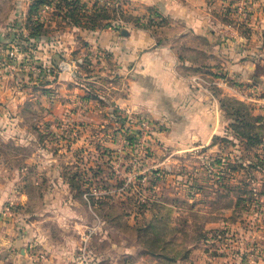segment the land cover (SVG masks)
<instances>
[{"label": "rangeland", "instance_id": "1", "mask_svg": "<svg viewBox=\"0 0 264 264\" xmlns=\"http://www.w3.org/2000/svg\"><path fill=\"white\" fill-rule=\"evenodd\" d=\"M29 1L0 39V80L19 111L7 118L24 129L4 135L0 120V161L17 171L25 158H53L57 186L69 191L64 200L105 233L103 242L94 239L95 251L112 256L117 243L124 248L119 264H264V92L230 80L218 47L231 38L230 29L247 41L258 32L264 0H199L206 27L220 34L213 43L181 20L180 2L191 8L196 0H170L174 14L149 5L152 0H48L37 11L34 4L43 0ZM43 28L48 34L41 38L73 28L151 33L177 52L179 71L213 108L219 132L208 142L181 138L174 145L164 120L113 100L115 90L125 95L126 89H114L123 77L103 75L107 52L92 48L71 54L83 59L73 77L82 99L91 100L90 119L54 120L47 114L52 95L67 88L51 84L68 70L58 69L66 60L60 53L53 67L37 59L38 49L44 61L53 55L51 43L35 37ZM30 192L39 206V189Z\"/></svg>", "mask_w": 264, "mask_h": 264}, {"label": "crops", "instance_id": "2", "mask_svg": "<svg viewBox=\"0 0 264 264\" xmlns=\"http://www.w3.org/2000/svg\"><path fill=\"white\" fill-rule=\"evenodd\" d=\"M30 4L29 0H0V39L11 33L8 25L18 20ZM148 4L158 5L167 13L177 9L170 0H152ZM202 5V2L196 0L195 5L189 8L180 2L178 9L182 15L181 20L194 34L205 35L213 43L220 34L206 27L205 8ZM263 23L264 16L257 22L259 25L255 30L258 32H254L249 41L230 29L233 32L231 38L227 39V43L220 40L222 45H218L226 53L224 59L228 78L235 79L238 83L258 85L262 92ZM69 31L40 37L51 43L48 49L53 55L47 56L48 59L44 61V54L36 49V54L40 55L37 59L53 67L58 63L56 56L59 53L72 62L71 54L75 49H79L81 53L89 48L93 51H106L107 59L102 63V67H106L102 74L112 72L116 76H122L114 89H126L123 97H119L118 90L112 92L115 94L113 100L152 118L164 120L173 136L171 143L176 145L181 138V142L187 143L208 142L219 132L213 108L196 91L191 90L188 78L179 71L178 66L182 61L177 52L171 47L158 44L157 38L151 33L139 29L119 31L112 28L97 31L73 28ZM74 78L73 72L68 69L66 73L53 79L51 85L67 88L64 94L57 91L52 95L53 109L47 111V114L54 120L58 121L61 117L89 120L91 117V100L82 99V94L76 91L77 82ZM0 82L2 132L9 136L20 134L24 129L20 125H12V121L7 118L10 113V117L19 116V111L12 108L17 98L9 93L1 80ZM123 86L125 87L122 88ZM80 102L82 107H78ZM95 111L100 113L99 110ZM30 144L31 142L26 141L23 145ZM6 165V162L0 161V264H76V254L83 245L90 252V264H119L124 257V248L117 243L113 244L115 252L112 256L95 251L97 246L93 245L94 239L99 237V241L103 242L105 233L100 224L91 225L92 222L85 221L82 212L71 207L73 203L69 199L64 200L69 191L57 186L60 177L56 173L53 158H25L22 168H17L18 172ZM48 166V172H40ZM40 186L44 187L40 189ZM31 188L39 189V206H35L37 202L30 192Z\"/></svg>", "mask_w": 264, "mask_h": 264}, {"label": "built area", "instance_id": "3", "mask_svg": "<svg viewBox=\"0 0 264 264\" xmlns=\"http://www.w3.org/2000/svg\"><path fill=\"white\" fill-rule=\"evenodd\" d=\"M82 63V58H76L72 62H69L67 59H64V61L59 64L58 69L62 72L69 69L71 72L74 73L78 66H80ZM90 258L91 256L88 248L83 245L76 254V264H90Z\"/></svg>", "mask_w": 264, "mask_h": 264}, {"label": "trees", "instance_id": "4", "mask_svg": "<svg viewBox=\"0 0 264 264\" xmlns=\"http://www.w3.org/2000/svg\"><path fill=\"white\" fill-rule=\"evenodd\" d=\"M68 1H70V0H68ZM45 3H50L48 0H43V1H40L39 3L37 2V4H34V6H35V8L34 9H36V11L38 10L37 8L39 7V5H43V4H45ZM77 3V2H76ZM58 4V3H57ZM59 5V4H58ZM69 4H67V6H68ZM62 7V5L60 4L59 5V8H61ZM35 11V12H36ZM94 21V22H93ZM92 22L94 23V25H92V27L90 28L91 30H93V29H96L97 28V24L95 23L96 22V19H92ZM72 24H73V26H75V27H82V28H85V26H83L82 24H78V23H76V22H72ZM38 31V30H37ZM48 34V32H47V30H45V28H43V30H39V32H37V34H35V37H41V36H43V35H47ZM257 120H260L261 118L260 117H257L256 118ZM247 136H250V134H246ZM255 137L256 139H258V136H255V134H253L252 136H250V138H249V140H252V138L251 137ZM259 138H260V136H259ZM262 140H258V144H261L262 142H261Z\"/></svg>", "mask_w": 264, "mask_h": 264}]
</instances>
